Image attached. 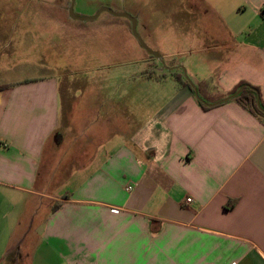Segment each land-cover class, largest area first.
I'll return each mask as SVG.
<instances>
[{
	"label": "crops",
	"instance_id": "crops-1",
	"mask_svg": "<svg viewBox=\"0 0 264 264\" xmlns=\"http://www.w3.org/2000/svg\"><path fill=\"white\" fill-rule=\"evenodd\" d=\"M183 1L187 57L101 98L90 78L4 77L25 37L0 0V264H264V124L212 105L242 83L264 103V0ZM181 66L209 109L164 78Z\"/></svg>",
	"mask_w": 264,
	"mask_h": 264
},
{
	"label": "rangeland",
	"instance_id": "rangeland-1",
	"mask_svg": "<svg viewBox=\"0 0 264 264\" xmlns=\"http://www.w3.org/2000/svg\"><path fill=\"white\" fill-rule=\"evenodd\" d=\"M15 1L19 30L25 37L24 54L19 55L12 69L3 70L4 77L14 80L54 74L62 76L63 80L90 78L94 79L101 98L121 94L122 83L125 96L149 93L150 88L141 91L145 87H140L137 78L152 73L153 79H161L145 63L146 59L153 58L157 65L158 60L142 47L128 18L103 12L95 20L82 22L69 17L71 0ZM104 7L139 16V21L136 17L137 33L151 50L163 57H187L193 46L184 38H176L177 33L174 37L175 23L168 21L175 15L188 12L183 0H75L74 10L80 17H93ZM31 45L33 48L28 53ZM183 68L186 71L184 76L188 78L190 69L188 73L187 67ZM165 73L167 77L164 78L175 77L167 71Z\"/></svg>",
	"mask_w": 264,
	"mask_h": 264
},
{
	"label": "water",
	"instance_id": "water-1",
	"mask_svg": "<svg viewBox=\"0 0 264 264\" xmlns=\"http://www.w3.org/2000/svg\"><path fill=\"white\" fill-rule=\"evenodd\" d=\"M74 8H75V0H71V4H70V7H69V17L72 19V20H77V21H82V22H85V21H88V20H95V19H97L103 12H109L111 15H113V16H115V17H125V18H128L129 20H131V22H132V31H133V33H134V35L136 36V38L138 39V41L140 42V44L142 45V47L144 48V49H146L152 56H154V57H156L157 59H159L162 63H163V58H162V56L158 53V52H155V51H153V50H151L148 46H147V44L145 43V41L141 38V36L137 33V19H136V17H133V16H131L130 14H128V13H125V12H123V13H117V12H115V11H113L112 9H110V8H106V7H104V8H101L100 10H99V12L95 15V16H93V17H80V16H78V15H76V13H75V10H74ZM179 68H181V69H183L184 70V68L181 66V67H179ZM167 69H169V68H167ZM184 74H185V76H186V71L184 70ZM187 78V77H186ZM187 80H188V82H189V84L191 85V87L193 88V90L195 91V93H196V97H197V99L199 100V101H203L202 100V98L199 96V94H198V91H197V87L194 85V83L189 79V77L187 78ZM245 89V87L243 86V87H241L234 95H231V97H229V98H227V99H224V100H222V101H219V102H217V103H214V104H212V105H217V104H220V103H222L223 101H226V100H229V99H232V98H235V97H237L238 95H240L242 92H243V90ZM257 104H258V107H260L261 108V105H260V97L258 96V100H257Z\"/></svg>",
	"mask_w": 264,
	"mask_h": 264
},
{
	"label": "trees",
	"instance_id": "trees-1",
	"mask_svg": "<svg viewBox=\"0 0 264 264\" xmlns=\"http://www.w3.org/2000/svg\"><path fill=\"white\" fill-rule=\"evenodd\" d=\"M152 73L149 74V77H152L151 75ZM185 76L181 75V74H176L175 78L176 80L181 83L182 85L185 86H190L189 82L187 80L184 79ZM245 87V89L243 90V92L238 95L237 97L233 98L237 103H239L246 111H248L250 114L254 115L255 117H257L263 124H264V103L262 101V99L260 98V105L261 108L258 107L257 104V100H258V96H260L259 90L256 87H253L249 84L246 83H242L240 84L238 87H236L230 95H234L241 87ZM197 91H199L197 89ZM200 92V91H199ZM226 101H223L220 104H223ZM200 105L204 108V109H209L210 107L205 103V102H201L200 101Z\"/></svg>",
	"mask_w": 264,
	"mask_h": 264
},
{
	"label": "built area",
	"instance_id": "built-area-1",
	"mask_svg": "<svg viewBox=\"0 0 264 264\" xmlns=\"http://www.w3.org/2000/svg\"><path fill=\"white\" fill-rule=\"evenodd\" d=\"M191 201H192L191 198H188V199H187V203H190Z\"/></svg>",
	"mask_w": 264,
	"mask_h": 264
}]
</instances>
